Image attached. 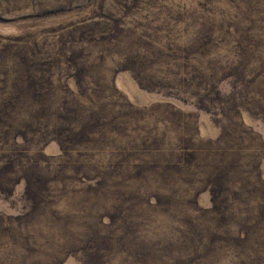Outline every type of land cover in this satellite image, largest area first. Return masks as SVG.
Wrapping results in <instances>:
<instances>
[{
  "label": "rangeland",
  "instance_id": "obj_1",
  "mask_svg": "<svg viewBox=\"0 0 264 264\" xmlns=\"http://www.w3.org/2000/svg\"><path fill=\"white\" fill-rule=\"evenodd\" d=\"M0 264H264V0H0Z\"/></svg>",
  "mask_w": 264,
  "mask_h": 264
}]
</instances>
